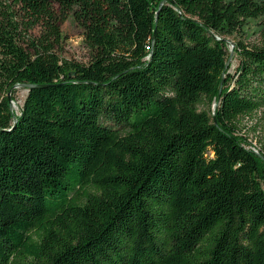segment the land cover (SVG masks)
<instances>
[{"label":"trees","instance_id":"trees-1","mask_svg":"<svg viewBox=\"0 0 264 264\" xmlns=\"http://www.w3.org/2000/svg\"><path fill=\"white\" fill-rule=\"evenodd\" d=\"M70 15L87 64L57 54ZM263 15L0 0V264H264V154L243 134L264 110V30L234 74L225 40Z\"/></svg>","mask_w":264,"mask_h":264},{"label":"rangeland","instance_id":"rangeland-1","mask_svg":"<svg viewBox=\"0 0 264 264\" xmlns=\"http://www.w3.org/2000/svg\"><path fill=\"white\" fill-rule=\"evenodd\" d=\"M62 41L57 48V54L62 60L75 61L82 64H87L90 60V51L88 50L84 30L74 20L73 16H69L61 26ZM264 30V15L257 19H250L245 26L232 35L225 36L228 43L230 66L229 73L234 74L239 64L238 55L235 48L238 44L258 45L262 43V32ZM40 29L32 31L30 34L37 36L40 34ZM28 89L26 87H17L15 96L16 101H11L12 107L16 112H19L23 107ZM244 135L251 142L249 149L256 153L264 154V110L257 113L253 118L244 121Z\"/></svg>","mask_w":264,"mask_h":264},{"label":"water","instance_id":"water-1","mask_svg":"<svg viewBox=\"0 0 264 264\" xmlns=\"http://www.w3.org/2000/svg\"><path fill=\"white\" fill-rule=\"evenodd\" d=\"M227 67H229V63L227 64ZM223 82H224V80H223ZM24 87H26L27 89L29 88V90L31 88V87H28V86H24Z\"/></svg>","mask_w":264,"mask_h":264}]
</instances>
